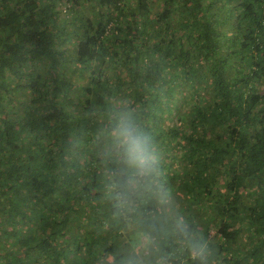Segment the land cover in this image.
Masks as SVG:
<instances>
[{"label": "trees", "instance_id": "trees-1", "mask_svg": "<svg viewBox=\"0 0 264 264\" xmlns=\"http://www.w3.org/2000/svg\"><path fill=\"white\" fill-rule=\"evenodd\" d=\"M117 99L221 264H264V0H0V264L124 241L95 135Z\"/></svg>", "mask_w": 264, "mask_h": 264}, {"label": "clouds", "instance_id": "clouds-1", "mask_svg": "<svg viewBox=\"0 0 264 264\" xmlns=\"http://www.w3.org/2000/svg\"><path fill=\"white\" fill-rule=\"evenodd\" d=\"M95 135L112 165L106 197L126 233L101 264H221L216 244L182 210L168 185L160 148L137 108L109 101Z\"/></svg>", "mask_w": 264, "mask_h": 264}, {"label": "rangeland", "instance_id": "rangeland-1", "mask_svg": "<svg viewBox=\"0 0 264 264\" xmlns=\"http://www.w3.org/2000/svg\"><path fill=\"white\" fill-rule=\"evenodd\" d=\"M62 8H64V6H62Z\"/></svg>", "mask_w": 264, "mask_h": 264}]
</instances>
